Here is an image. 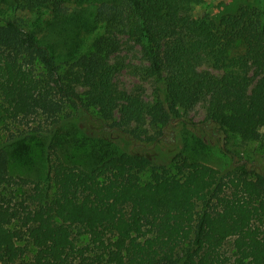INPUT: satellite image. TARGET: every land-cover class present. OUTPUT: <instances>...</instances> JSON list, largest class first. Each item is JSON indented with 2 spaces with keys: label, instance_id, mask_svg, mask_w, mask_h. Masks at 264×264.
<instances>
[{
  "label": "trees",
  "instance_id": "1",
  "mask_svg": "<svg viewBox=\"0 0 264 264\" xmlns=\"http://www.w3.org/2000/svg\"><path fill=\"white\" fill-rule=\"evenodd\" d=\"M251 2L10 0L29 17L0 18V264H264ZM124 42L131 65L112 56ZM126 67L148 99L119 87ZM190 135L256 147L216 168L186 155ZM35 164L41 177L19 174Z\"/></svg>",
  "mask_w": 264,
  "mask_h": 264
},
{
  "label": "rangeland",
  "instance_id": "2",
  "mask_svg": "<svg viewBox=\"0 0 264 264\" xmlns=\"http://www.w3.org/2000/svg\"><path fill=\"white\" fill-rule=\"evenodd\" d=\"M252 1L253 3L260 4L262 0H247ZM208 4V10L212 12H218L230 5L231 3L239 2V0H206ZM251 2V3H252ZM10 0H0V18H13L15 16H22L23 18H28L29 15L24 13H12L9 9ZM9 6V7H8ZM198 12H202L200 8ZM123 42L124 40L121 39ZM90 39L88 43H90ZM113 59H124L126 65H131L132 63L136 62V53L134 52L131 44H126V42L122 43L121 47L112 55ZM64 56L59 58V60H63ZM117 81L120 88H124L127 90H140L143 92V95L148 99L151 94V87L149 83L141 82L137 77H135L129 67L123 68L120 73L117 75ZM204 117V108L202 105H197L189 114L188 119L193 124H199L200 121L203 120ZM5 137L7 133L5 132ZM188 146L185 147V153L189 156L190 159L193 160H200L205 162L213 167L216 168H223L230 164L231 159L237 160V157L233 156L236 155V152L240 150V156H247L248 154H252L255 145L248 144L246 146H233L231 143H225L222 137L219 136H208L205 135V142L209 143L206 147L201 148L197 146L194 141L196 139L192 138L191 135L189 137ZM260 163V162H259ZM262 163V162H261ZM261 163L259 166H262ZM17 173V172H15ZM19 173V172H18ZM19 174L28 176L32 179L41 177L40 169L38 166H35L30 171H20Z\"/></svg>",
  "mask_w": 264,
  "mask_h": 264
}]
</instances>
